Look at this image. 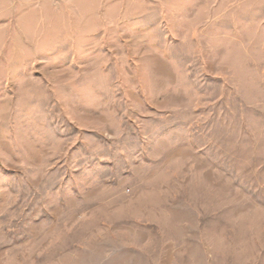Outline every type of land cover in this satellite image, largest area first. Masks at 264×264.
Segmentation results:
<instances>
[{"label": "rangeland", "instance_id": "374dc122", "mask_svg": "<svg viewBox=\"0 0 264 264\" xmlns=\"http://www.w3.org/2000/svg\"><path fill=\"white\" fill-rule=\"evenodd\" d=\"M0 264H264V0H0Z\"/></svg>", "mask_w": 264, "mask_h": 264}]
</instances>
